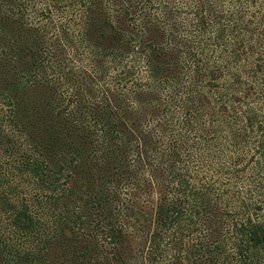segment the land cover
Wrapping results in <instances>:
<instances>
[{
  "label": "trees",
  "instance_id": "1",
  "mask_svg": "<svg viewBox=\"0 0 264 264\" xmlns=\"http://www.w3.org/2000/svg\"><path fill=\"white\" fill-rule=\"evenodd\" d=\"M0 264H264V0H0Z\"/></svg>",
  "mask_w": 264,
  "mask_h": 264
},
{
  "label": "rangeland",
  "instance_id": "2",
  "mask_svg": "<svg viewBox=\"0 0 264 264\" xmlns=\"http://www.w3.org/2000/svg\"><path fill=\"white\" fill-rule=\"evenodd\" d=\"M76 65H77V63H76Z\"/></svg>",
  "mask_w": 264,
  "mask_h": 264
}]
</instances>
